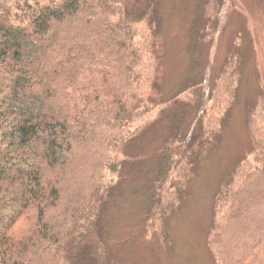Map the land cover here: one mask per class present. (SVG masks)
<instances>
[{"label":"trees","instance_id":"1","mask_svg":"<svg viewBox=\"0 0 264 264\" xmlns=\"http://www.w3.org/2000/svg\"><path fill=\"white\" fill-rule=\"evenodd\" d=\"M155 2L0 0V264H128L110 244L111 210L138 198L147 234L166 240L180 187L228 119L243 55L232 46L222 76L201 64L176 91L144 94ZM224 2L199 0L192 39ZM246 107L251 158L214 194L206 234L219 264H264V90Z\"/></svg>","mask_w":264,"mask_h":264},{"label":"rangeland","instance_id":"2","mask_svg":"<svg viewBox=\"0 0 264 264\" xmlns=\"http://www.w3.org/2000/svg\"><path fill=\"white\" fill-rule=\"evenodd\" d=\"M125 1L138 12L147 0ZM154 1L157 13L151 25L155 30L158 61L156 66L149 62L145 69L141 85L144 94L160 98L176 91L185 73L192 68L197 73L201 64L207 67L210 78L222 76V66L236 45L243 55L242 70L231 85L233 104L222 131L187 176L166 216V240L154 239L155 227L147 234L145 200L138 198L133 208H112L115 225L110 244L118 247L128 264H219L208 249L206 234L214 194L240 159L251 158L253 147L245 115L246 103H254L264 90V0H225L219 18L206 28V37L201 42L192 39L189 30L197 18L199 0ZM134 27L140 44L151 42L143 23ZM189 113L193 115V111ZM159 230L163 231L162 225Z\"/></svg>","mask_w":264,"mask_h":264}]
</instances>
